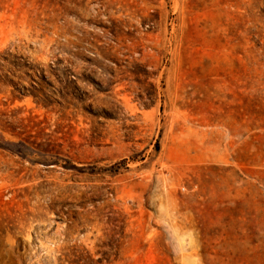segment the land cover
Instances as JSON below:
<instances>
[{
  "label": "rangeland",
  "instance_id": "1",
  "mask_svg": "<svg viewBox=\"0 0 264 264\" xmlns=\"http://www.w3.org/2000/svg\"><path fill=\"white\" fill-rule=\"evenodd\" d=\"M0 264H264V0H0Z\"/></svg>",
  "mask_w": 264,
  "mask_h": 264
}]
</instances>
